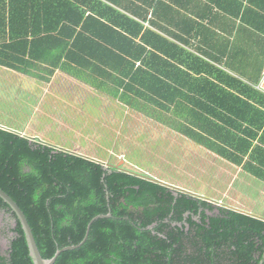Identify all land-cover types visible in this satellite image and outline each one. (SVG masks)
Segmentation results:
<instances>
[{
  "label": "trees",
  "instance_id": "16d2710c",
  "mask_svg": "<svg viewBox=\"0 0 264 264\" xmlns=\"http://www.w3.org/2000/svg\"><path fill=\"white\" fill-rule=\"evenodd\" d=\"M246 1V25L229 32L235 44L220 45L213 31L203 49L181 35L188 29L165 36L145 25L148 8L160 0L146 6L0 0V64L22 73L36 63L51 72L103 77L137 111L151 107L157 121L199 143L204 136L198 131L234 137L232 116L241 113L248 121L259 114L256 126L264 130V109L256 107L264 106V93L256 89L264 67V0ZM235 3L242 6V0ZM208 101L220 109L207 110ZM243 104L248 109L238 108ZM209 113L225 124L208 125ZM216 152L229 157L222 146ZM0 187L24 212L46 259L80 243L92 218L110 214L95 219L85 242L62 251L53 264H264L263 218L1 126ZM0 210L15 219L3 230L0 264H34L22 225L1 197Z\"/></svg>",
  "mask_w": 264,
  "mask_h": 264
},
{
  "label": "rangeland",
  "instance_id": "374dc122",
  "mask_svg": "<svg viewBox=\"0 0 264 264\" xmlns=\"http://www.w3.org/2000/svg\"><path fill=\"white\" fill-rule=\"evenodd\" d=\"M66 73L72 77L70 80L63 73L50 80L47 74L35 81L23 80L20 88L15 87L16 94L13 89L7 90L5 82L0 85V126L15 132L25 129L33 140H46L105 166L143 174L192 194L222 198L226 205L213 202L229 208L228 203L236 205L240 211L264 218L263 188L258 192L256 184L251 187L241 183L240 177L227 190L230 197H224L226 175L216 172L218 160H211L213 156L204 148L170 130V122H157L151 107H147V113L137 111L135 103L111 90L103 77L93 78L86 72ZM211 170L217 175V182L212 179ZM62 175L68 178L67 174ZM242 186L248 189L239 195ZM6 224L0 213L3 246L7 243L3 232Z\"/></svg>",
  "mask_w": 264,
  "mask_h": 264
},
{
  "label": "crops",
  "instance_id": "0c3cea01",
  "mask_svg": "<svg viewBox=\"0 0 264 264\" xmlns=\"http://www.w3.org/2000/svg\"><path fill=\"white\" fill-rule=\"evenodd\" d=\"M132 1L136 4H142L146 6L145 2L150 0ZM235 2L236 0H160V3L157 4L158 6L155 9L153 6H150L148 8L147 18L144 23L146 26H149V28L161 32L165 36H169V34L171 33L179 34V30L181 31L188 29L189 33L185 32L184 34L183 32L181 35L187 38L190 45L201 46L203 49L210 45V41L205 40L208 35H211V39H213L214 31L217 34L216 38L220 42V45L222 44L223 46H225L226 43L229 49V44L231 42L235 44V37L229 35L230 29H240L242 26L246 25L244 23L245 21H242L241 17L242 15H246L248 8H250L248 7L249 5L246 0H242L241 7L238 6ZM236 13L239 14V17L233 16ZM150 19L153 20L154 25L148 23V20ZM195 30H198L197 34H194ZM201 38L204 40H202ZM236 44H243L240 37L238 38ZM50 67L51 66L47 64L34 63V65L32 64L30 66H27V69L29 68V73H22L0 64V85H3L5 82L6 87H8L7 90L13 89V92L16 94L15 87L20 88L22 84L21 82L23 80L30 79L35 81L38 79V77H42L46 74L48 75V79L50 80L52 79L53 75L62 73L65 74L69 78V80L72 78L69 74L60 69L51 72ZM46 71L48 73H46ZM17 77L20 78L21 81H19ZM256 89L264 93V67L260 83L256 86ZM193 107L195 108V106ZM256 107L261 110L264 109V106L262 105H256ZM197 108L200 107L196 106L195 109ZM205 108L207 110L220 109V107L217 106L215 102L210 101L206 102ZM238 108L245 110L248 109L244 104L240 105ZM250 110L251 109H249V111ZM208 116V121L210 122L208 125L212 123V120L218 121L221 125L225 124V122H221L222 119L216 118L212 113H209ZM255 116L258 117L259 114H256ZM247 117L248 115L245 116L242 115V113L239 116H232L238 128L232 130L236 135L231 138H229L226 132H223V135L221 134L220 137L214 139V137H212V135L207 131L206 134L202 131H198L204 136V142L202 143H199L198 140L191 139L185 136L184 134L176 131L171 126L169 127L170 130L178 133L181 137L185 138V140L191 141L192 143L196 144L197 147L204 148L211 156H213L211 157V160H218L219 169H215L216 172L226 175V180H224L225 187L223 190L224 197L228 195L227 190L231 188L232 183L240 177H242V179H240L241 183H246L247 185L249 184L251 185V187L256 184L255 189L258 192L264 189V144L262 141L264 130L261 128H257L256 126V122H260L261 119L254 117L252 120L248 121ZM16 132L20 133L21 135L30 137L25 129L19 128L16 129ZM222 140H229L231 144ZM42 142L47 143L46 140H42ZM218 146H222L228 149V158L223 157L216 152V147ZM211 172H213L214 174H211ZM210 175L216 182L219 180L213 170L210 171ZM216 182H214V184ZM237 182L239 183V181ZM244 189L248 188L242 186L239 189L240 191L238 190L239 195H244ZM228 196L230 197V194ZM205 198L214 202L221 201L224 204L222 198H217L216 196H206ZM230 199L231 201L234 200L233 197H231ZM227 205L231 208L233 207L234 209H236L235 207H237L236 205L233 206L229 203Z\"/></svg>",
  "mask_w": 264,
  "mask_h": 264
},
{
  "label": "water",
  "instance_id": "95a60500",
  "mask_svg": "<svg viewBox=\"0 0 264 264\" xmlns=\"http://www.w3.org/2000/svg\"><path fill=\"white\" fill-rule=\"evenodd\" d=\"M0 197L11 207V209L14 211L17 218L19 219V221L22 225V228L25 232V237H26L27 244L29 247V254H30L34 264H53L55 262V260L57 259L58 255L62 251L80 247L85 242V240L88 236L92 222L95 219L102 218L105 216H110V214H108V215H97L94 218H92L91 221L87 225L85 236L80 243L59 248V249H57V251L55 252V254L51 258L46 259V258H43L41 253H40V250H39L38 245L36 243V240L34 238L33 232L31 230V227L27 221V218H26L24 212L21 210V208L18 206V204L1 187H0ZM14 222H15V219L12 218L13 225H14Z\"/></svg>",
  "mask_w": 264,
  "mask_h": 264
},
{
  "label": "flooded vegetation",
  "instance_id": "af4514ba",
  "mask_svg": "<svg viewBox=\"0 0 264 264\" xmlns=\"http://www.w3.org/2000/svg\"><path fill=\"white\" fill-rule=\"evenodd\" d=\"M0 213L4 216V218L7 221V224L5 225L4 229L5 231H9L11 226H14L12 223V216L9 213L4 212L3 210H0ZM10 235V233L8 234V236Z\"/></svg>",
  "mask_w": 264,
  "mask_h": 264
}]
</instances>
